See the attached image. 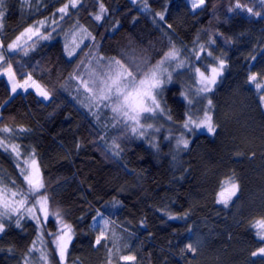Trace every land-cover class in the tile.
I'll return each instance as SVG.
<instances>
[{
    "label": "trees",
    "instance_id": "trees-1",
    "mask_svg": "<svg viewBox=\"0 0 264 264\" xmlns=\"http://www.w3.org/2000/svg\"><path fill=\"white\" fill-rule=\"evenodd\" d=\"M65 5L68 16L45 34L59 26L62 32L37 37L0 63V73L11 64L17 81L30 75L52 94L46 103L32 90L13 93L0 77V177L26 187L20 173L34 152L48 197L47 219L39 213V224L23 210L19 227L15 213L4 218L0 264H39L42 251L47 264H64L54 241L65 225L72 235L67 264H264V257L252 256L264 247L254 227L264 219V87H256L264 85V5L205 0L193 11L186 0H4L3 47L25 29L56 20ZM82 29L88 35L69 59L65 41ZM173 45L189 66H168L172 81L163 87L164 111L154 127L143 129L144 136L123 125L117 130L109 109L90 113L71 97L73 75L84 77L92 49L131 67L145 57L154 65ZM217 58L226 67L206 94L216 133H190L182 125L191 107L203 109L207 101L200 104L187 87L194 86L197 68L208 72ZM253 74L256 82L249 81ZM181 135L190 141L187 149L177 147ZM11 145L18 146L19 157ZM229 177L239 182L240 192L225 206L217 200ZM98 213L109 220L100 245ZM188 243L195 254L182 251ZM126 255L136 259L122 261Z\"/></svg>",
    "mask_w": 264,
    "mask_h": 264
},
{
    "label": "snow or ice",
    "instance_id": "snow-or-ice-1",
    "mask_svg": "<svg viewBox=\"0 0 264 264\" xmlns=\"http://www.w3.org/2000/svg\"><path fill=\"white\" fill-rule=\"evenodd\" d=\"M204 3L205 0H192V7L199 8ZM260 3L264 5V0H260ZM3 5L4 0H0V8H2ZM73 6H75V3H73ZM67 7L68 5H65V7L61 8L59 11L65 12ZM236 7L241 8L242 5L237 4ZM145 10H147L146 4ZM232 10L234 9H230V11ZM245 10L252 16H261L260 12H254L252 8H246ZM104 11L105 9L103 5H101V12ZM156 15H158L161 20H164V13H157ZM3 16L4 12L0 10V18ZM96 19H101V16L97 15ZM40 23L42 24L43 22ZM0 27H2V23H0ZM168 27H171V25H168ZM25 34H28V38L30 39L31 34H33V28L29 27L25 29V32H22L15 42L9 44L8 48H17L19 46V40L25 36ZM211 43H215V40H212ZM0 47H2V45H0ZM203 50V46H201V51ZM208 55L211 56L212 52H208ZM2 59L3 54L0 53V60ZM252 59H255V57L253 56ZM101 60H104V58L100 57L97 59L99 70L90 66L87 72L88 79H81L84 88L91 94L90 99L98 106L103 105L104 108L109 109L113 114L112 118L116 124L123 125L125 128L130 129L133 134L144 136L145 132L143 129L145 127L151 128L153 125L145 124L143 121L150 119L158 112L164 111V108L161 107L163 86L172 81V73L168 71V66H171L172 61H178L176 67H184V62L179 60V49L173 45L154 65H150L146 57L140 62L132 61L131 67L114 57L107 59L103 65L100 64ZM217 60V66L208 69L207 75L205 72H201L199 68L196 69V72L199 73L200 85L196 89V94L202 95V98L207 101V106L203 109L201 116L194 118L193 115H188L182 127L187 129L190 133H194L197 129H204L213 135L216 133L218 124L215 123L211 114L214 110L213 102L206 94L213 91V86L217 83L218 77L223 74L226 67L223 59L217 58ZM6 71L9 73V79L14 81L15 73L12 71L11 64L8 65ZM30 80L31 76L29 75L28 80H25L23 84L14 81L11 91L15 93L18 87L26 91V86H32L36 87L39 94L47 99L49 93L40 88L39 85H36L35 82L29 84ZM249 81L256 82L257 76L255 74L251 75ZM89 82H91L92 87H89ZM256 87L261 88L264 87V85L256 83ZM260 101L262 106H264V95L260 96ZM188 103L191 105L193 100L189 99ZM169 119H171L170 116ZM158 130L159 129H157V131ZM4 131H10V129H4ZM189 143L190 141L181 135L177 140V147L180 148L182 146L184 149H187ZM2 145L3 141H0V146ZM116 147L118 148L119 145H116ZM11 150L15 152L18 157L20 156L17 145H11ZM24 163L25 167L21 169L20 174L23 177V182L26 187L22 188L18 186L14 180L6 183L3 177H0V233L4 231V218L7 217L10 219L12 213L17 215L15 222L18 227L20 226V219L22 218L21 210L32 219H35L38 224L41 221V216L38 213H43V218L45 220L47 219L48 197L45 192L41 191L45 189L46 185L41 175L39 164L35 159L34 152L31 154L30 161L25 160ZM17 166L19 167V165ZM239 192V182L234 177H229L227 181L221 184L217 202L227 206L234 197H237ZM30 197L32 198V203L29 205L28 202ZM55 215L59 214L56 213ZM98 216L103 220V227L99 229V235L95 240L96 245H100L101 241L106 238L104 229L109 225V220L104 218L102 213H98ZM178 218L182 219L183 217L169 215V219ZM97 223H99V221H97ZM64 227L67 231L58 234L54 241L61 261L65 260L67 247L71 241V227L69 225H65ZM254 227L259 229L257 235L260 239L264 240V219L257 220ZM189 231H191V229H189ZM32 250H37L35 243L33 244ZM182 251L195 254L197 248L192 243H188ZM252 256L264 257V247H260L257 251H254ZM40 259L47 264V253L42 251ZM120 259L122 261H134L136 258L135 256L126 255L120 256ZM25 264H28V262L25 261Z\"/></svg>",
    "mask_w": 264,
    "mask_h": 264
},
{
    "label": "rangeland",
    "instance_id": "rangeland-1",
    "mask_svg": "<svg viewBox=\"0 0 264 264\" xmlns=\"http://www.w3.org/2000/svg\"><path fill=\"white\" fill-rule=\"evenodd\" d=\"M133 2L136 1V0H132ZM187 3L189 4L190 8L193 10V11H196L198 10L199 8H201L202 6H200L199 8H193L192 7V0H186ZM74 2V1H73ZM76 5V3H75ZM64 8V7H63ZM69 14V9L67 7L66 11L65 12H59L58 15H57V19L54 20V21H50V23H47V22H43L42 24L39 23L38 25H35L33 26V34H31V38L29 39L28 38V34H25V36H23L18 44L19 46L15 49H9L8 47L7 48H4L1 41H0V45H2V47H0V53L3 54V59L0 60V63H2L5 58L7 57V55L13 53V52H16L22 48H24L27 44H29L33 39L37 38V37H47L45 39H50V38H53V36L55 37L56 35H58L60 32H62V30H64V28L61 29L62 26H59L53 30H51L48 34H45V30L49 27H52L54 26L55 24H58V22L60 23L64 18H66V16H68ZM67 27V26H66ZM87 31L82 29V30H74V33L71 35V37L69 38L68 41H65V54L66 56L69 58V59H72L74 58L76 55H77V52L79 51V49L83 46V43L87 37ZM17 40V39H16ZM15 40V41H16ZM13 41V42H15ZM12 42V43H13ZM11 43V44H12ZM71 53V55H70ZM100 57H103V56H100V55H97V50L96 49H92V53L91 55L88 57L89 58V62L87 65H85V67H95L97 68V70H99L98 66H97V59H99ZM104 60H101L100 61V64L103 65L105 63V61L109 58H105L103 57ZM179 60H182L184 62V67H180V68H177L176 67V64L178 61H175V63H173V70H184L186 67L189 66V60L187 59H183L179 56ZM172 64V62H171ZM215 67V66H213ZM7 67L0 73V77H4L10 88L12 89V84L13 82H18L20 84H23L25 80H28V77L21 80V81H17L16 77L14 76V81L13 80H10L9 79V73L6 71ZM168 71H169V67H168ZM88 72V71H87ZM84 75V77L82 76H79L77 75V72L73 75V80L74 82L76 83L75 85V88L72 92V98L73 100H75V102L82 108H84L85 110L89 111L90 113H98L100 112L102 109H106L103 107V105H97L96 103H94L91 99H90V96L91 94L89 92H87V90L84 88L83 84L81 83V79H84V80H87L88 79V74ZM170 72V71H169ZM202 72V71H201ZM205 74L207 75L208 72H205ZM76 77H79V78H76ZM220 77H218L217 79V82L219 80ZM32 82H35L36 85H39L40 88L44 89L45 91H47L49 93V96L48 98L46 99L45 97L41 96L39 94V92L37 91L36 87H32V86H26L27 87V90H32L34 91L37 96L44 102H49L52 98V94L48 91L47 88H45L39 81L37 80H34L33 78H31V80L29 81V84H32ZM199 73L197 74V78H196V82L194 83V86L191 85L189 88L187 87V93L190 92V93H194L196 91V89L199 87ZM215 86V85H214ZM214 86H213V89H214ZM89 87H92V84L91 82H89ZM164 87V86H163ZM26 90V91H27ZM17 91H25L24 89L22 88H17L16 92ZM14 93V92H13ZM195 97L197 98V100L199 99V103L203 100L202 98V95H197L195 93ZM201 104V103H200ZM195 105V104H194ZM207 106V102L205 103V107ZM204 107V108H205ZM203 108V109H204ZM203 109H198V107L196 106H192L191 107V113H189V115H193V117H197V116H201L202 115V112H203ZM161 112H158L156 114H154L150 119L146 120V121H143L145 124H151L153 125V127L155 126L154 125V122L158 121L160 119V116H161ZM110 119V118H108ZM113 119V118H112ZM110 123H111V126L112 127H115L117 130L118 129H121V125L120 124H116L114 120H111L110 119ZM183 128V127H182ZM184 130H187L185 128H183ZM206 130L204 129H197L195 132H204ZM4 146V145H2ZM31 158H27L26 160H29L30 161ZM25 161V160H24ZM25 167V163L23 165ZM39 214V213H38ZM104 218H106L104 215H103ZM97 221H99V223H97ZM94 226L95 227H100L102 228L103 227V220L101 219L100 216L97 215L96 219L94 220ZM71 239H72V235H71ZM70 244V243H69ZM68 244V246H69ZM67 250H68V247H67ZM66 257H67V253H66ZM64 264H67L66 263V258L64 261H62ZM41 264H45L44 261H40ZM39 263V264H40ZM28 264H32L31 261L28 262Z\"/></svg>",
    "mask_w": 264,
    "mask_h": 264
}]
</instances>
